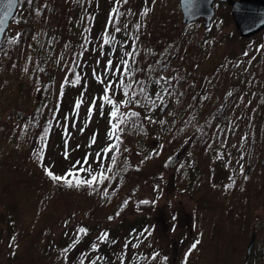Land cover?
<instances>
[{
	"label": "trees",
	"instance_id": "obj_1",
	"mask_svg": "<svg viewBox=\"0 0 264 264\" xmlns=\"http://www.w3.org/2000/svg\"><path fill=\"white\" fill-rule=\"evenodd\" d=\"M46 6L32 8L19 35L6 36L0 47V83L11 94L6 105L13 108L0 121V146H6L0 148V199L11 261L251 264L244 248L250 234L260 237L264 231L254 224L255 213L264 208V37L219 62L227 35L219 38L222 33L212 24L199 37L196 21L181 24L178 0H54ZM46 10L56 14L55 26L44 27ZM35 41L43 51L35 70L48 66L56 75L30 113L18 108L38 89L35 78L19 91L23 57ZM97 59L95 67L103 61L107 78L92 80V88L100 81L102 89L93 94L83 121L97 120L102 130L95 135L102 146L93 155L84 150L57 173L46 156L51 137L70 138L60 127L62 111L71 106L65 95L77 84H82L79 94L84 92L85 70ZM222 90L224 102L219 103ZM75 103L74 116L81 106ZM114 110L117 117L111 115ZM150 129L154 142H149ZM177 154L174 182L196 211L194 236L178 262L167 254L168 245H156L151 237L165 161ZM48 171L67 177L72 186L54 181ZM93 175L92 186L79 183ZM147 184L156 190L154 201H138L131 210L138 217L115 227L130 199ZM81 214L88 222L76 221ZM261 249L256 264H264Z\"/></svg>",
	"mask_w": 264,
	"mask_h": 264
},
{
	"label": "rangeland",
	"instance_id": "obj_2",
	"mask_svg": "<svg viewBox=\"0 0 264 264\" xmlns=\"http://www.w3.org/2000/svg\"><path fill=\"white\" fill-rule=\"evenodd\" d=\"M22 0H20L19 7H21ZM28 1V0H27ZM25 1V2H27ZM54 0H36L34 5H31L29 3L24 4V8H22L19 12L17 10L16 14L17 17L13 18L11 20V23L5 32L3 42L5 40L6 36H17L19 33L23 30L22 29V23L23 21L30 13L32 8H38V10H41L40 8H46V3ZM157 1V0H156ZM172 1V0H170ZM177 1V0H173ZM180 0H178V8H179V18L181 24L183 23V15L182 10L180 9ZM34 3V2H33ZM99 6L103 5L102 2H98ZM215 7V16L213 18V21L211 25L216 24L215 31L221 32L222 34L219 36H223V34H226V38L224 39L226 42L224 43L226 46L225 48L221 45L219 54L220 60L219 62H224L227 58L231 57L234 52H241L245 49L253 47L256 43L259 42V38L264 37V33L260 32L259 34L254 35V39L246 40L248 37H244L241 34V30L236 25V21L233 16V10L232 6L226 2H220L215 1L214 2ZM44 19L45 24L44 27L48 26L49 24L55 26L57 24L56 14L51 12V10L44 11ZM197 24L194 26L198 29V35L199 37H202L205 35V32L208 28H205L203 26V20L198 19L196 21ZM191 24V23H189ZM211 27V26H210ZM209 27V28H210ZM38 34H41L40 31H38ZM241 38L243 40H241ZM264 38H262L263 40ZM2 42V43H3ZM249 45V46H248ZM27 51V52H26ZM25 57H23V60L25 61L22 65V80L23 87L22 90L19 92L21 93L23 91V88L25 84H28V87H30L32 81H36V85L38 86V89L34 93H29L28 101L21 105L18 109L29 111L30 113L32 110L36 109L39 99L43 98V94L45 92V88L49 87L51 79H53L55 73H49V69L47 66V69L45 67L38 66L37 70H39V74H35L37 70H35L34 65L36 63L38 64V58L43 54L41 43L34 42L31 47L26 50ZM24 53V54H25ZM99 64L98 59L94 61V66H90V70H85V82L86 87L83 93L79 94V89L82 90V84H77L78 86L76 88H73L72 90L69 89V91L65 95V99L69 102H71V106L68 107V110L65 112L62 111V119L60 122L61 131L64 132L63 135H69V140L64 141L61 140L58 135H55L51 137L50 145L47 149L48 154L46 156V164H51L54 166L52 168L55 172H62L67 168L73 161L74 157H78L79 155H82L84 153V150H89V152L93 155L95 151H97L102 146V138L96 137L95 133L96 131L100 132L102 130L101 126L97 124V120L92 118L90 119V122L83 121V114L85 113L87 107L89 106L93 94L97 91H101V82L97 81L96 83V89L95 87L92 88L91 82L94 78L97 79H106L107 74L105 73V63L102 61L100 63L99 68L95 67ZM94 67V68H93ZM43 70H47L46 72ZM102 81V80H101ZM202 82L201 79L198 80V83ZM198 85V84H197ZM71 91V92H70ZM223 91V90H222ZM13 92H16L13 90ZM76 93V94H75ZM226 91L222 92V97L219 101V103L224 102V95ZM10 93L4 89V84L0 83V121H5L9 118V115L13 113L12 106L6 105L8 98L10 97ZM77 101H80V108L78 109V114L74 113L71 114L72 111V104ZM76 108V105H75ZM74 108V110H75ZM68 111V114H67ZM234 111H237V107L234 108ZM16 118L18 117L17 112H15ZM85 122H87L85 124ZM2 130V129H0ZM66 131V132H65ZM18 132V131H17ZM152 130L149 131V142H154L155 137L151 135ZM100 136V135H99ZM19 139V138H18ZM4 147V148H3ZM0 148L5 150V145ZM82 152L80 153V151ZM179 159L177 155H172L169 157V159H166L165 161V168L162 172V178H163V188L162 191L159 192V196L156 198V203L154 205V215H153V233L151 235L152 242L156 243V245L163 243L167 246V254L173 258L176 262H178V259L181 257L182 251L189 245V238L194 236V222L196 219V211L194 209V201L186 195L183 194L181 190H179L174 182L177 169L179 165ZM263 160H261V163H263ZM94 161L92 160L91 163ZM99 164V163H98ZM93 168V167H92ZM155 193L156 190L150 185H144V187L141 189L139 193H137L134 197H132L128 203V205L125 206L124 211L122 214L115 220V227L121 226L123 221L128 222L130 220H134L136 217H138L137 213H132L131 210L135 206V204L140 201H154L155 199ZM29 208V206H28ZM136 212V211H135ZM3 213H4V207L2 205L1 199H0V264H18L14 261H11V257L13 254H11V250L7 246L8 244V232H7V226L6 223L3 221ZM30 215L29 210L27 209L25 211V217L28 218ZM89 218H87L85 215L81 214L76 221L78 223H85L88 222ZM255 228L258 230L261 228V226L264 229V208L260 209L257 213H255ZM253 224V225H254ZM62 232V228H56V235L60 236ZM252 237L250 238L247 246H245V250L247 252V248L249 244L252 241L253 235H255V242L253 245V249L248 256L252 258L251 264H256L257 259L256 257L262 256L261 254V247L264 246V231L261 233V236L258 237V234H250ZM261 254V255H260ZM175 258V259H174ZM259 262V261H258Z\"/></svg>",
	"mask_w": 264,
	"mask_h": 264
},
{
	"label": "water",
	"instance_id": "obj_3",
	"mask_svg": "<svg viewBox=\"0 0 264 264\" xmlns=\"http://www.w3.org/2000/svg\"><path fill=\"white\" fill-rule=\"evenodd\" d=\"M215 1L226 2L232 6L234 19L242 36L249 38L264 30V0H180L183 22L189 24L202 19L203 26L209 28L215 16ZM19 3L20 0H16V4L9 12L7 0H0V21H2V25H0V47L5 32L16 15ZM5 12L8 14L5 15ZM254 242L255 235H253L248 246V254L251 253Z\"/></svg>",
	"mask_w": 264,
	"mask_h": 264
},
{
	"label": "snow or ice",
	"instance_id": "obj_4",
	"mask_svg": "<svg viewBox=\"0 0 264 264\" xmlns=\"http://www.w3.org/2000/svg\"><path fill=\"white\" fill-rule=\"evenodd\" d=\"M28 2L31 3L32 0H28ZM15 4H16V0H7V7H8L9 12H10V10L14 7ZM114 12H115V9H114ZM7 14H8V12H5V15H7ZM0 25H2V21H0ZM115 30H116V31H120L119 28H116ZM104 43H105V44L109 43V40H108L107 38H105ZM108 63H109V65H111V61H109ZM125 63H126V62H125ZM77 80H79V76H77ZM106 91H107V89H106ZM141 91H143V90H141ZM125 95H127V91H125ZM103 99H104L105 101H108V103H110V104L113 103V101L109 99V96H108V95H105V96L103 97ZM79 105H80V101H77L76 107L78 108ZM89 110L91 111V109H89ZM111 115H112L113 117H117V111H115V110L112 111ZM131 115L135 116V115H138V114H136V113H132ZM119 119H120V122H123V116H121ZM116 127H117V125L114 124V125H113V129H115ZM110 135H111V134H110ZM109 150H110V149H105V151H109ZM77 163H79V162H77ZM81 170H83V169H81ZM47 175H49V176L51 177V179H53L54 181H61V180H63V181H65L66 183H68L69 186H72V182H71V181H68V180H67V177L56 176V175H54L51 171H48V172H47ZM68 175H72V173L69 172ZM100 179H101V181H103L104 179H107V177H105V176L103 175V170H102L101 173H100ZM96 180H97V176L93 175V176L91 177L90 180L82 181V182H79V183H86L87 185L92 186V185H93V182L96 181ZM79 183H78L76 186H79ZM104 195H107V192H106V191H105ZM144 203H148V202L145 201ZM80 231H81V232H84L85 230H84V229H81ZM105 236H106V234H105ZM197 243H198V241H197ZM192 247L195 248V247H196V244H193Z\"/></svg>",
	"mask_w": 264,
	"mask_h": 264
}]
</instances>
